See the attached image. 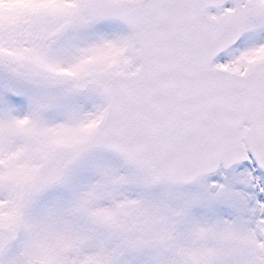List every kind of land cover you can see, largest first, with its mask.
Wrapping results in <instances>:
<instances>
[{"label":"snow or ice","instance_id":"obj_1","mask_svg":"<svg viewBox=\"0 0 264 264\" xmlns=\"http://www.w3.org/2000/svg\"><path fill=\"white\" fill-rule=\"evenodd\" d=\"M0 264H264V0H0Z\"/></svg>","mask_w":264,"mask_h":264}]
</instances>
